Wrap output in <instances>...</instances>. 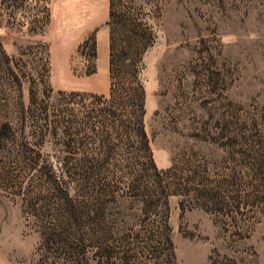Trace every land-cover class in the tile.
Wrapping results in <instances>:
<instances>
[{
    "label": "rangeland",
    "instance_id": "rangeland-1",
    "mask_svg": "<svg viewBox=\"0 0 264 264\" xmlns=\"http://www.w3.org/2000/svg\"><path fill=\"white\" fill-rule=\"evenodd\" d=\"M0 264H264V0H0Z\"/></svg>",
    "mask_w": 264,
    "mask_h": 264
},
{
    "label": "trees",
    "instance_id": "trees-1",
    "mask_svg": "<svg viewBox=\"0 0 264 264\" xmlns=\"http://www.w3.org/2000/svg\"><path fill=\"white\" fill-rule=\"evenodd\" d=\"M112 3V0H110V4ZM112 6V5H111ZM111 41L113 42V38H112V35H111ZM113 46H112V43H111V68L113 66ZM128 67H129V70L131 72V76L135 79V75L137 73V71L135 70V62L134 61H131L129 64H128ZM113 69H111L112 71ZM141 123V121H140Z\"/></svg>",
    "mask_w": 264,
    "mask_h": 264
}]
</instances>
